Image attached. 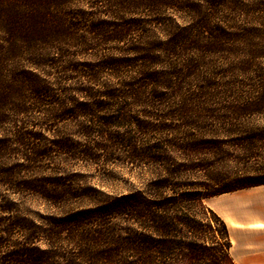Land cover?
<instances>
[{
    "label": "trees",
    "instance_id": "16d2710c",
    "mask_svg": "<svg viewBox=\"0 0 264 264\" xmlns=\"http://www.w3.org/2000/svg\"><path fill=\"white\" fill-rule=\"evenodd\" d=\"M259 119L264 0H0V264H174L204 198L264 184L189 180L221 142L255 155ZM51 123L74 130L29 128ZM57 157L150 177L111 194L41 174ZM27 195L57 211L23 209Z\"/></svg>",
    "mask_w": 264,
    "mask_h": 264
},
{
    "label": "rangeland",
    "instance_id": "374dc122",
    "mask_svg": "<svg viewBox=\"0 0 264 264\" xmlns=\"http://www.w3.org/2000/svg\"><path fill=\"white\" fill-rule=\"evenodd\" d=\"M88 57L92 58L90 62L95 61L94 57ZM256 123L262 125L264 120H256ZM61 126L62 124L51 123L46 126V129H42L40 126L31 127V125L29 128L45 134L50 139L55 138L54 135L59 131L70 132L74 130L71 123L67 127L65 126V129ZM47 127L49 129L55 128V131L48 130ZM219 144L222 146L220 149L222 152L201 156L207 158L209 162L211 161V165L190 174L189 180L197 184L195 185L196 189L205 193L208 189L212 190V187L214 189H226L264 180L262 177L264 175V145L261 148L251 149L256 151V154L251 153V156H248L247 152L250 150L247 147L230 146L228 143L222 142ZM113 151L111 150V153ZM100 153L106 154L107 152L100 151ZM114 153H116V157L123 156L122 152L114 151ZM203 161L208 162L207 160ZM40 165L44 168L41 174L45 175H57L59 169L66 170V173L76 171L77 176L73 177L81 184L91 185L111 194L124 192L131 185H141L150 177L148 169L131 167L127 163L122 164L120 162H109L108 165L98 167L85 164L82 161H64L63 163L57 157L55 160L52 159ZM207 199L204 198L202 207L196 210L198 225L195 230L191 231L189 228L184 231V234L177 236L180 243L173 252L176 254L174 264H232L228 256L229 241L226 238L225 230L223 225L214 221L207 211ZM20 200H22L23 209L32 211L31 213L46 214L57 211L50 203L37 196H20ZM86 201L81 200L78 204Z\"/></svg>",
    "mask_w": 264,
    "mask_h": 264
},
{
    "label": "crops",
    "instance_id": "0c3cea01",
    "mask_svg": "<svg viewBox=\"0 0 264 264\" xmlns=\"http://www.w3.org/2000/svg\"><path fill=\"white\" fill-rule=\"evenodd\" d=\"M206 204L225 222L235 264H264V184L209 197Z\"/></svg>",
    "mask_w": 264,
    "mask_h": 264
}]
</instances>
